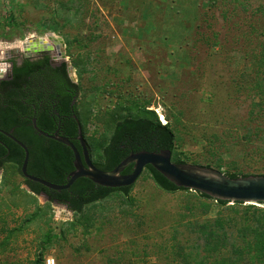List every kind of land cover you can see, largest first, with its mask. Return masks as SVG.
Returning <instances> with one entry per match:
<instances>
[{
    "label": "rangeland",
    "instance_id": "obj_1",
    "mask_svg": "<svg viewBox=\"0 0 264 264\" xmlns=\"http://www.w3.org/2000/svg\"><path fill=\"white\" fill-rule=\"evenodd\" d=\"M263 8L264 0H0V66L6 52L23 57L26 41L62 42L94 163L118 119L150 111L160 122V109L174 160L264 176ZM259 210L164 193L143 171L126 198L113 194L77 215L29 193L7 164L0 264H212L222 255L197 253L207 240L195 231L221 220L228 242L243 247L235 228Z\"/></svg>",
    "mask_w": 264,
    "mask_h": 264
},
{
    "label": "trees",
    "instance_id": "obj_2",
    "mask_svg": "<svg viewBox=\"0 0 264 264\" xmlns=\"http://www.w3.org/2000/svg\"><path fill=\"white\" fill-rule=\"evenodd\" d=\"M261 12L264 14V8ZM6 25H9V23ZM260 37L262 41L258 44V52L262 53L261 59L256 60V62L260 64L258 67L261 69L264 68V32ZM36 73H43L46 77V83L39 88L37 87L38 99L34 97L33 93L36 89H30L28 80L32 79ZM260 73L262 72L260 71L257 74L262 75ZM19 79L25 80L23 84H26V88L22 91H26V94L23 93L21 97L19 96L20 99H18L17 105L10 101L12 105L7 106L4 111L0 112V129L7 132L11 129L14 130L13 134L16 138L28 148L29 157L32 159V164L30 165L32 169L28 173L47 182L64 185L67 182L68 174L73 170V154L71 150L58 142L38 136L30 125L32 118H35L38 129L50 134L48 130L52 127V124L54 125L53 128H55L56 123L60 121L65 124L62 129V136L68 138L79 149V144L76 140L77 124L73 118V115H76L82 127L77 110L78 86L69 79L66 64L62 63L52 68L49 65L48 56L34 62L25 59L21 66H16L15 62H13L12 83H16ZM6 95V98H10V100H13V97L16 96L12 93ZM74 98H76V102L71 109L70 105ZM261 111L264 113V108ZM145 114L146 116L142 117L127 115L118 119L112 125L110 136L101 150V162L94 163L92 161L97 168L111 171L131 153L143 151L159 153L164 150L171 152V161L173 163L184 164L179 159H173L175 136L168 124L162 125L157 116L150 111H146ZM43 115L46 117H42ZM83 137L85 139L84 133ZM0 141L11 150L15 149L14 158L10 161L21 176L19 168L24 156L23 151L6 140L4 136H0ZM85 142L87 144L86 139ZM87 147L91 156L92 150L88 144ZM5 152L6 149L0 144V157ZM131 168V166L127 167L123 174L130 173ZM207 168L209 167L207 166ZM144 171L148 173L155 186L164 193L190 192L189 190L177 188L150 166L146 167ZM226 175L230 178L246 177V175ZM24 184L28 188L29 193L35 196L43 193L48 197L49 202L55 201L60 205H64L67 210L77 215L82 214L85 207L101 202L113 194L126 198L133 188L131 186L121 189H109L98 186L85 178L76 180L68 190L63 191L50 190L25 179ZM194 193L200 199L213 200L204 194ZM213 201L220 207H225L228 204V202L224 201ZM234 205L241 206L242 204L235 203ZM244 223L242 227L235 228L238 235L241 233L239 236L241 241H243V247H238L235 243L228 242L223 223L221 220H215V226H205V231L203 232L200 230L195 231L199 241L202 240V236H205L207 240L203 246H195V251L198 253V251L204 250L205 247L214 248L212 252H215V256L222 255V257L219 261L212 264H264V210L252 211L249 220ZM213 234H215L214 239ZM248 237H251L250 241H247ZM217 247L223 253H220ZM192 264L207 263L204 259H201Z\"/></svg>",
    "mask_w": 264,
    "mask_h": 264
},
{
    "label": "water",
    "instance_id": "obj_3",
    "mask_svg": "<svg viewBox=\"0 0 264 264\" xmlns=\"http://www.w3.org/2000/svg\"><path fill=\"white\" fill-rule=\"evenodd\" d=\"M49 42L44 41L42 38L26 41L23 43L24 56L39 57L49 55L53 51L57 52L56 57L52 58V63H65L67 73L74 83L73 68L65 60L62 42L54 37L49 38ZM17 55L16 51L6 52L3 55V59L6 60ZM75 102L76 99H73L70 105L71 109ZM73 118L77 124L76 140L79 144V149L68 138L59 136L57 132L53 135H48L40 131L35 121H33L35 132L68 147L73 154V170L68 174L67 182L64 185H56L30 175L27 172L29 153L26 146L7 133L0 131V133L9 137L22 149L24 156L19 171L25 180L40 184L54 191L68 190L80 178H85L101 187L121 189L133 186L146 167L150 166L177 188L204 194L215 201H224L231 204L261 205L264 207V176L230 178L211 168L185 163L176 164L171 161V152L169 150L160 151L159 153L145 151L131 153L111 171L101 170L92 162L79 119L76 115H73ZM129 166L132 167L131 172L124 175V170ZM68 212L72 213L71 211Z\"/></svg>",
    "mask_w": 264,
    "mask_h": 264
},
{
    "label": "flooded vegetation",
    "instance_id": "obj_4",
    "mask_svg": "<svg viewBox=\"0 0 264 264\" xmlns=\"http://www.w3.org/2000/svg\"><path fill=\"white\" fill-rule=\"evenodd\" d=\"M57 53V52H56ZM55 53V54H56ZM45 56H48L49 57V65L50 67L52 68H55L57 66H59L60 64L62 63H59V62H55V63H52V58H55L56 56H51L50 54L49 55H42V56H39V57H27V56H23L21 58H14L11 57L10 61H8V66H0V112L1 111H4L6 109L7 106L9 105H12V103L10 101H13V104L17 105L18 104V99H20L21 95L24 93L26 94V91H22L23 89L26 88V84H23L25 82L24 79H19L17 80L16 83H12V66H13V62H15L16 66H21L23 61L25 59H29L31 62H34V61H37V60H40L42 58H44ZM69 77V75H68ZM70 79V77H69ZM29 82H30V89H33L36 91H32L34 93V97H37L38 99V94H37V89L42 85V84H45L46 83V77L44 76L43 73L39 74V73H36V75H34V77L32 79H28ZM71 80V79H70ZM72 82V80H71ZM73 83V82H72ZM20 84V85H18ZM35 86V87H34ZM22 87V89H21ZM38 87V88H37ZM22 91V92H21ZM8 93H12L13 95H16L13 97V100H10V98H6V94ZM20 96V97H19ZM76 99V98H74ZM36 100V98H35ZM35 109V108H34ZM45 115H43L42 117H44ZM46 117V116H45ZM33 121H35L36 123V120L35 118H32V121H31V125L30 127L33 129ZM44 123V121H43ZM51 124V123H50ZM29 126V125H28ZM37 126V125H36ZM53 124H52V127L49 128V133H46L48 135H53L57 132V134L59 136H62V129L65 127V124L64 123H61L60 121H58L56 123V127L53 128ZM38 128V127H37ZM34 130V129H33ZM0 131L4 132V133H7L9 136L16 138V136L13 134V131L14 130H10V131H4V130H1ZM41 131V130H40ZM35 132V131H34ZM43 132V131H42ZM38 136H41L39 135L37 132H35ZM45 133V132H44ZM0 136H4L6 138V140H8L9 142H11L12 144H15L9 137L5 136L4 134L0 133ZM43 137V136H42ZM63 137V136H62ZM18 140V139H17ZM51 140V139H49ZM20 141V140H18ZM54 141V140H53ZM21 142V141H20ZM56 142V141H55ZM22 143V142H21ZM0 144L3 145V147L6 149V152L4 155H2L0 157V161H1V164H0V173L2 171V169L4 168L5 165L7 164H13L10 160L12 158H14V154H15V149L11 150L9 147H7V145H5L3 142L0 141ZM16 145V144H15ZM17 147H19L18 145H16ZM20 148V147H19ZM27 148V147H26ZM21 149V148H20ZM22 150V149H21ZM28 150V148H27ZM29 153V151H28ZM3 161V162H2ZM6 161V162H5ZM32 164V159L29 157V161H28V165H27V172L30 171L32 168L30 167V165ZM30 167V168H29ZM30 174V173H29ZM129 174V173H127ZM127 174H124V175H127ZM31 175V174H30ZM38 196H41L45 199L46 202H49V199L48 197L43 194V193H40ZM51 203V202H49ZM53 206L54 205H58V206H61V207H65L64 205H60L59 203L57 202H52L51 203ZM66 208V207H65ZM69 211V210H67Z\"/></svg>",
    "mask_w": 264,
    "mask_h": 264
},
{
    "label": "bare ground",
    "instance_id": "obj_5",
    "mask_svg": "<svg viewBox=\"0 0 264 264\" xmlns=\"http://www.w3.org/2000/svg\"><path fill=\"white\" fill-rule=\"evenodd\" d=\"M52 37V36H51ZM51 37H49V38H51ZM44 41H46V40H44ZM47 42V41H46ZM22 48H23V44H22ZM54 52V51H53ZM56 53V52H55ZM2 67V66H1ZM157 109V108H156ZM150 110V109H149ZM156 113H157V115H158V117H159V119H160V122H161V124L162 125H167V124H169L168 122H167V120H166V118H165V116L163 115V113H162V111L160 110V109H157L156 110Z\"/></svg>",
    "mask_w": 264,
    "mask_h": 264
}]
</instances>
